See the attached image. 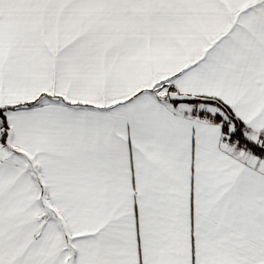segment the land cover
<instances>
[{"label":"snow or ice","instance_id":"6c2138e0","mask_svg":"<svg viewBox=\"0 0 264 264\" xmlns=\"http://www.w3.org/2000/svg\"><path fill=\"white\" fill-rule=\"evenodd\" d=\"M0 264H264V0H0Z\"/></svg>","mask_w":264,"mask_h":264}]
</instances>
